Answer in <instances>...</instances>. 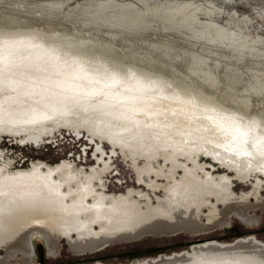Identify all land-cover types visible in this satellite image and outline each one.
<instances>
[{"label": "bare ground", "instance_id": "bare-ground-1", "mask_svg": "<svg viewBox=\"0 0 264 264\" xmlns=\"http://www.w3.org/2000/svg\"><path fill=\"white\" fill-rule=\"evenodd\" d=\"M107 53L80 40L35 31H0V129L30 133L36 141L37 129L59 121L88 126L100 163L84 181L70 172L69 164L60 163L57 174L63 183L57 174L52 178L51 170L35 167L11 174L0 165V264H7L14 249L32 254L34 236L42 238L37 240L46 250L54 248L61 233L70 252L82 256L98 253L118 238L208 234L231 223L232 215L248 226L258 222L250 210L259 206L264 210V119ZM108 129L112 147L133 143L132 149L138 151L141 142L148 143L132 159L134 166H140L141 160L148 165L138 167L143 185L136 194L109 197L104 192L108 187L94 181L103 179V173L108 176L113 165L109 162L114 156L106 161L103 141L96 140ZM159 151L166 156L155 166ZM142 155L145 158L139 159ZM198 155L213 160L212 170L219 164L233 176L210 171ZM181 170V179L176 178ZM258 171L263 177L255 175L251 191L234 192L235 179L244 182ZM95 183L104 190H95ZM161 184L167 190L156 204L143 188L158 196ZM54 209L55 216L64 220L62 227H56ZM204 212H208L205 223ZM193 250L192 257L157 264H264V250L253 242L212 243Z\"/></svg>", "mask_w": 264, "mask_h": 264}, {"label": "rangeland", "instance_id": "rangeland-1", "mask_svg": "<svg viewBox=\"0 0 264 264\" xmlns=\"http://www.w3.org/2000/svg\"><path fill=\"white\" fill-rule=\"evenodd\" d=\"M0 31H35L49 37L80 40L113 57L145 65L178 85L209 94L250 117L264 119V0H0ZM37 131L40 136L35 141L29 138L30 133L18 135L15 130L0 129V165H5L7 172H29L38 167L53 171V178L60 163L66 162L70 172L79 174L84 181L86 173L99 168L98 153L91 143L93 130L88 126L77 128L59 121ZM110 133L108 129L106 136L96 140L105 142L101 143L103 156L109 161L113 155L109 162L113 165L108 176L103 173V179L96 177L94 181H102L104 188L108 187L104 192L109 197L136 194L142 189L139 185H143L138 167L148 165L141 160L140 166H134L132 159L148 143L141 142L138 151L132 149L133 143L112 147ZM159 154L155 166L161 165V158L166 156V152ZM195 157L207 161L210 171L229 172L233 176L232 171L219 164L217 170H212V159L204 155ZM142 158L145 157H139ZM181 172L176 178L181 179ZM256 174L261 176L258 171L244 182L235 179L234 192L251 191ZM57 176L59 183H63L62 177ZM101 187L102 184L95 183V190H104ZM63 188L66 190L67 186ZM143 189L156 204L157 197L165 196L167 190L161 184L162 191L157 196L147 187ZM261 194L264 196V187ZM251 201H256L254 196ZM205 210L203 207L202 212ZM250 214L258 218L252 226L232 215L231 223L208 234L181 232L136 240L118 238L98 253L82 256L70 252L67 240L58 233L54 248H46L44 264H157L176 257H192L193 248L212 243L226 246L253 242L264 250V210L259 206ZM55 215L54 209L52 216ZM207 215L208 212L202 214L203 223L207 222ZM63 221L59 219L56 227H62ZM37 239L42 238L34 236L32 254L14 249L6 263L41 264ZM234 260L239 261V257Z\"/></svg>", "mask_w": 264, "mask_h": 264}, {"label": "water", "instance_id": "water-1", "mask_svg": "<svg viewBox=\"0 0 264 264\" xmlns=\"http://www.w3.org/2000/svg\"><path fill=\"white\" fill-rule=\"evenodd\" d=\"M37 246H38V254H39V259H40V263L41 264H44L45 263V257H46V250H44V245L42 242H38L37 243Z\"/></svg>", "mask_w": 264, "mask_h": 264}]
</instances>
